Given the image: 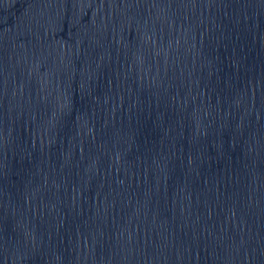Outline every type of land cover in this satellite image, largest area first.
<instances>
[{
	"label": "water",
	"instance_id": "95a60500",
	"mask_svg": "<svg viewBox=\"0 0 264 264\" xmlns=\"http://www.w3.org/2000/svg\"><path fill=\"white\" fill-rule=\"evenodd\" d=\"M0 264H264V0H0Z\"/></svg>",
	"mask_w": 264,
	"mask_h": 264
}]
</instances>
